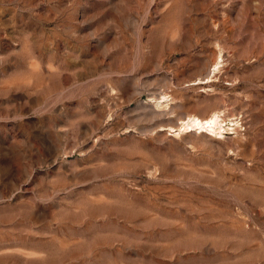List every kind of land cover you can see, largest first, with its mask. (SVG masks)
Instances as JSON below:
<instances>
[{
  "label": "rangeland",
  "instance_id": "374dc122",
  "mask_svg": "<svg viewBox=\"0 0 264 264\" xmlns=\"http://www.w3.org/2000/svg\"><path fill=\"white\" fill-rule=\"evenodd\" d=\"M0 264H264V0H0Z\"/></svg>",
  "mask_w": 264,
  "mask_h": 264
},
{
  "label": "bare ground",
  "instance_id": "6f19581e",
  "mask_svg": "<svg viewBox=\"0 0 264 264\" xmlns=\"http://www.w3.org/2000/svg\"><path fill=\"white\" fill-rule=\"evenodd\" d=\"M219 116H218V114L217 113H214L213 115H210V117H205V118H201L200 116H198V115H193V116H189L187 119H186V124L187 125H193L194 123H196V125L198 124V125H200V128H201V126H204L205 125V123H207V125L209 124V126H212L213 128H215L216 127V125L218 126V118ZM218 118V119H217ZM218 120V121H217ZM183 121V122H184ZM185 124V123H184ZM186 125V126H187ZM207 127V126H206ZM191 128V127H190ZM197 128V127H196ZM194 129V128H193ZM202 129H203V127H202ZM192 130V129H191ZM202 134H205V135H208L209 136V134L208 133H204L203 132V130H202V132H201Z\"/></svg>",
  "mask_w": 264,
  "mask_h": 264
}]
</instances>
